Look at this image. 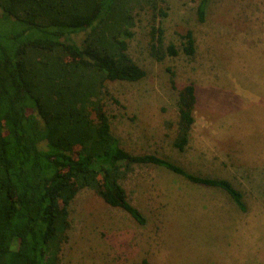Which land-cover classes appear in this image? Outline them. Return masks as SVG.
I'll return each mask as SVG.
<instances>
[{"label":"rangeland","instance_id":"374dc122","mask_svg":"<svg viewBox=\"0 0 264 264\" xmlns=\"http://www.w3.org/2000/svg\"><path fill=\"white\" fill-rule=\"evenodd\" d=\"M201 1L160 5L167 16L155 24L165 47L178 50L162 61L150 55L151 11H134L127 54L146 76L107 82L102 104L125 151L227 180L243 194L246 211L223 190L135 165L120 185L145 225L82 189L69 206L71 228L57 264H264V0H209L203 21ZM187 32L192 56L183 52ZM189 84L195 122L178 151L179 96Z\"/></svg>","mask_w":264,"mask_h":264},{"label":"trees","instance_id":"16d2710c","mask_svg":"<svg viewBox=\"0 0 264 264\" xmlns=\"http://www.w3.org/2000/svg\"><path fill=\"white\" fill-rule=\"evenodd\" d=\"M208 1L198 6L200 21ZM161 4L165 0H0V264H57L71 228L69 206L85 188L144 226L120 185L135 165L223 190L246 211L243 194L229 181L189 174L155 155H132L112 134L102 104L105 84L146 76L127 54L135 10L151 11L150 55L157 61L178 55L174 45L165 47L155 24L167 16ZM184 39L183 52L192 56V33ZM195 104L189 84L179 96L178 151L188 144Z\"/></svg>","mask_w":264,"mask_h":264}]
</instances>
